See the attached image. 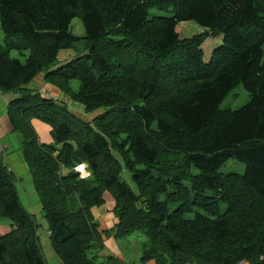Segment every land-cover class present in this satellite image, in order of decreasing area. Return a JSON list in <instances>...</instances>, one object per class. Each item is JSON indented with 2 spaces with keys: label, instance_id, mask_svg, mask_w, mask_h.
Here are the masks:
<instances>
[{
  "label": "trees",
  "instance_id": "1",
  "mask_svg": "<svg viewBox=\"0 0 264 264\" xmlns=\"http://www.w3.org/2000/svg\"><path fill=\"white\" fill-rule=\"evenodd\" d=\"M152 7L173 15L149 17ZM75 17L84 37L70 29ZM182 21L207 30L182 38ZM0 25V90L17 93L7 116L63 264H126L101 255L105 237L139 231L142 264H264V0H0ZM219 34L206 61L202 46ZM12 50L28 51L26 60ZM42 71L87 111L107 110L87 121L69 99L26 87ZM239 84L251 100L221 109ZM34 118L52 127V142L39 139ZM231 157L246 163L244 174L219 172ZM17 184L0 150V218L13 226L0 236V264H48ZM106 192L116 201L111 228L93 213Z\"/></svg>",
  "mask_w": 264,
  "mask_h": 264
},
{
  "label": "rangeland",
  "instance_id": "2",
  "mask_svg": "<svg viewBox=\"0 0 264 264\" xmlns=\"http://www.w3.org/2000/svg\"><path fill=\"white\" fill-rule=\"evenodd\" d=\"M173 11L171 8L169 10L166 9H160L157 7H152L149 9V17L153 16H172ZM70 29L73 34L77 36L84 37L86 35V30L83 24V21L80 17L73 18L71 22ZM177 30L180 33V37H190L195 34L203 33L207 30L206 27L201 26L195 21H182L177 25ZM223 42L222 35H210L209 38L206 39L205 43L203 44V49L205 52L204 59L206 61H209L212 55L213 50L221 45ZM5 43V33L0 25V44ZM264 48V47H263ZM83 47L82 45H79L77 49H62L61 52L58 55L57 58V64H61L63 62H66L70 60L71 58L76 57L78 54L81 53ZM11 56L20 58L22 61H25L28 56V51L24 52V54H21L18 50H12ZM45 71L40 72L30 83L26 85V87L31 89H37L41 92H44L43 89V83H45ZM48 86L54 88L56 90L55 94H51V96L55 97L57 100H61L65 102L68 98L58 87L55 85L49 83L46 81ZM72 87L74 90L78 91L80 87V82L77 79H74L72 81ZM49 89V88H48ZM46 95H50L49 93ZM70 100V99H69ZM251 100V94L249 91H247L243 84H239L236 87H234L232 90L229 91L227 96L223 99V101L220 104L221 109H239L242 106L246 105ZM74 105V106H72ZM69 106L73 109V111L79 115L84 120L90 121L97 115L105 112L107 110V107L103 106L100 108H97L92 111H87L85 107L73 100H70ZM36 129V128H35ZM7 141L11 144V148L15 149V151H20L22 146L21 141V135L16 131H14V134L7 138ZM116 154H118L116 152ZM247 165L245 162L238 160L237 158L231 157L227 160V162L219 168V172L228 174V173H238V174H244L246 171ZM193 173H198L199 169L196 167L192 168ZM84 174H87L86 171ZM132 173L128 170H124L122 173V178L129 182L132 186V188L138 192V188L136 184L132 180ZM18 188H19V194L21 201L23 205L29 210L31 213H34L37 221L39 223L38 228V237L41 242L43 253L45 255L46 261L48 264H63L60 258L55 254V251L53 250V247L51 245L50 235L48 233V230L46 228V220L43 216V210L41 207V202L39 200V196L34 190L32 179L31 177L24 176L21 181H18ZM25 190V191H24ZM161 199L165 198V195L162 194L160 196ZM177 205H171L170 209L173 210L176 208ZM36 210H35V209ZM222 210L226 209V203H221ZM37 211V212H35ZM187 217H193L194 212H190L186 214ZM13 228L11 220L5 217L0 218V236L9 232ZM112 237V236H111ZM107 237H105L106 239ZM117 242L121 258H123L126 264H142L140 263V258L143 254L144 249L146 248L147 243V236L144 234V232H134L130 235H127L125 237L121 238H114ZM109 252L103 250L101 255H107ZM101 260L104 259L103 256H100ZM151 261L144 263V264H150Z\"/></svg>",
  "mask_w": 264,
  "mask_h": 264
},
{
  "label": "crops",
  "instance_id": "3",
  "mask_svg": "<svg viewBox=\"0 0 264 264\" xmlns=\"http://www.w3.org/2000/svg\"><path fill=\"white\" fill-rule=\"evenodd\" d=\"M43 79H44V77H43ZM43 89H44V92L46 90V92L49 93L50 96L52 93L53 94L56 93V90H54L53 86L52 87L48 86L46 81H45V83H43ZM16 96H17V93H15V92H3L0 90V150L2 151V154H3L4 163L11 170H13L15 172V174L18 177V181H21L24 176L31 177L29 166L24 159L22 149L20 151H15V149L11 148V144L7 141V138L14 134V131L12 130L11 124H10L8 116H7V106L9 104V102L13 98H15ZM68 101L70 102V100H68ZM72 106H74V105H72ZM32 123H33L34 127L36 128V131L39 135V139L41 141H43V142H52L53 141V138L51 135L52 127L48 123H45L42 120L37 119V118H34L32 120ZM84 167L86 169L85 170L86 173L88 174L89 172L87 171V165L84 164ZM32 184H33V182H32ZM33 187H34V185H33ZM34 190H35V188H34ZM33 192H36V190ZM105 199H106L105 204L100 206V207H94L93 213H94L95 217L101 223V228H111L118 221V219L116 218V216L113 213V209L115 207L116 201H115L114 196L110 192L105 193ZM41 207L43 210L42 204H41ZM35 212H37V211H35ZM46 228L48 230L47 221H46ZM48 233H49V230H48ZM105 245H106V251L109 252L108 254H114L115 256H118L121 258V256H122L120 253L121 251H120L119 246H118V244L115 241L113 236L112 237L110 236V237L105 239ZM121 259L124 260L123 258H121ZM150 264H154V261H151Z\"/></svg>",
  "mask_w": 264,
  "mask_h": 264
},
{
  "label": "built area",
  "instance_id": "4",
  "mask_svg": "<svg viewBox=\"0 0 264 264\" xmlns=\"http://www.w3.org/2000/svg\"><path fill=\"white\" fill-rule=\"evenodd\" d=\"M45 94H46V93H45ZM47 94H48V93H47ZM76 170L82 172L83 175H87V174H84L86 169H85V167H84L83 164L78 165V166L76 167Z\"/></svg>",
  "mask_w": 264,
  "mask_h": 264
},
{
  "label": "clouds",
  "instance_id": "5",
  "mask_svg": "<svg viewBox=\"0 0 264 264\" xmlns=\"http://www.w3.org/2000/svg\"><path fill=\"white\" fill-rule=\"evenodd\" d=\"M45 94V93H44ZM46 95V94H45Z\"/></svg>",
  "mask_w": 264,
  "mask_h": 264
}]
</instances>
